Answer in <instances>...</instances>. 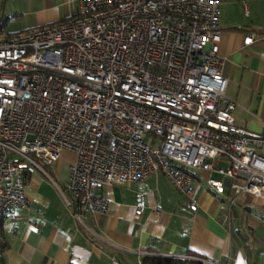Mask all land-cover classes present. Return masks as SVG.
Segmentation results:
<instances>
[{
    "label": "built area",
    "instance_id": "built-area-1",
    "mask_svg": "<svg viewBox=\"0 0 264 264\" xmlns=\"http://www.w3.org/2000/svg\"><path fill=\"white\" fill-rule=\"evenodd\" d=\"M74 2L72 18L0 40V220L31 207L28 166L64 151L84 212L107 211L103 186L155 173L195 212L196 170L233 180L232 204L248 194L264 209V137L236 124L226 95L220 0Z\"/></svg>",
    "mask_w": 264,
    "mask_h": 264
},
{
    "label": "crops",
    "instance_id": "crops-1",
    "mask_svg": "<svg viewBox=\"0 0 264 264\" xmlns=\"http://www.w3.org/2000/svg\"><path fill=\"white\" fill-rule=\"evenodd\" d=\"M75 14L74 0H26L20 13L1 21L0 40ZM220 19L219 53L235 122L264 137V0H220ZM75 160L64 151L53 167L28 166L31 207L0 220L3 264H144L147 255L194 254L219 264H264V209L248 194L232 204L233 180L194 171L195 212L162 173L129 186L106 185L100 193L109 206L99 214L82 211L67 188Z\"/></svg>",
    "mask_w": 264,
    "mask_h": 264
},
{
    "label": "trees",
    "instance_id": "trees-1",
    "mask_svg": "<svg viewBox=\"0 0 264 264\" xmlns=\"http://www.w3.org/2000/svg\"><path fill=\"white\" fill-rule=\"evenodd\" d=\"M199 254L193 257H171L161 255H147L144 258V264H207Z\"/></svg>",
    "mask_w": 264,
    "mask_h": 264
},
{
    "label": "rangeland",
    "instance_id": "rangeland-1",
    "mask_svg": "<svg viewBox=\"0 0 264 264\" xmlns=\"http://www.w3.org/2000/svg\"><path fill=\"white\" fill-rule=\"evenodd\" d=\"M25 3L26 0H0V26L3 21L8 22L10 18L20 13ZM3 32V30H0V35Z\"/></svg>",
    "mask_w": 264,
    "mask_h": 264
}]
</instances>
